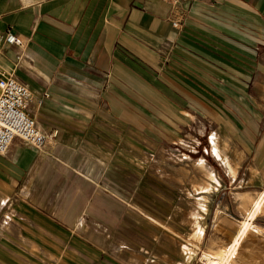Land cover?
I'll return each instance as SVG.
<instances>
[{"label": "crops", "instance_id": "obj_1", "mask_svg": "<svg viewBox=\"0 0 264 264\" xmlns=\"http://www.w3.org/2000/svg\"><path fill=\"white\" fill-rule=\"evenodd\" d=\"M7 31L53 136L0 155V264L224 253L264 193V0H0ZM229 264H264V200Z\"/></svg>", "mask_w": 264, "mask_h": 264}, {"label": "built area", "instance_id": "obj_2", "mask_svg": "<svg viewBox=\"0 0 264 264\" xmlns=\"http://www.w3.org/2000/svg\"><path fill=\"white\" fill-rule=\"evenodd\" d=\"M167 1L176 3L178 0ZM174 25L177 26V22ZM5 44L23 47L24 39L12 31L0 33V50ZM20 59L21 55L18 54L16 60ZM30 100L28 86L0 61V155L6 153L16 137L39 148L52 138L53 135L38 129L35 119L27 111Z\"/></svg>", "mask_w": 264, "mask_h": 264}, {"label": "bare ground", "instance_id": "obj_3", "mask_svg": "<svg viewBox=\"0 0 264 264\" xmlns=\"http://www.w3.org/2000/svg\"><path fill=\"white\" fill-rule=\"evenodd\" d=\"M209 186V185H208ZM264 200V193L259 198V200L254 203L253 207L250 208L246 215V219L240 224L239 229L235 234H228V237L231 239L230 244L225 248L224 253L217 255L205 254L204 259L208 264H229V258L235 255L241 246V241L245 234L248 232L251 227V221L256 217L261 203ZM199 230V229H198ZM197 236H200L199 231L197 232Z\"/></svg>", "mask_w": 264, "mask_h": 264}, {"label": "rangeland", "instance_id": "obj_4", "mask_svg": "<svg viewBox=\"0 0 264 264\" xmlns=\"http://www.w3.org/2000/svg\"><path fill=\"white\" fill-rule=\"evenodd\" d=\"M194 144H192V143H187V145H186V148H188V149H191V151H198V149H194V146H193Z\"/></svg>", "mask_w": 264, "mask_h": 264}]
</instances>
